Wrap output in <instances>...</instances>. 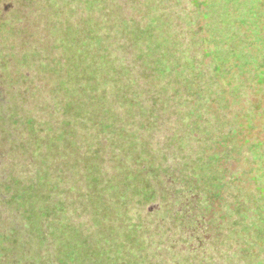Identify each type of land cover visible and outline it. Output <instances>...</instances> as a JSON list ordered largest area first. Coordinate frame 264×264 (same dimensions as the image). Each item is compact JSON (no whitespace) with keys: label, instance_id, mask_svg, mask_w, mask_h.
<instances>
[{"label":"rangeland","instance_id":"obj_1","mask_svg":"<svg viewBox=\"0 0 264 264\" xmlns=\"http://www.w3.org/2000/svg\"><path fill=\"white\" fill-rule=\"evenodd\" d=\"M57 2L0 0V264H169L179 182L215 205L218 260L264 264V0H215L197 66L152 38L185 0Z\"/></svg>","mask_w":264,"mask_h":264},{"label":"trees","instance_id":"obj_2","mask_svg":"<svg viewBox=\"0 0 264 264\" xmlns=\"http://www.w3.org/2000/svg\"><path fill=\"white\" fill-rule=\"evenodd\" d=\"M22 1V0H21ZM187 2V6H185L181 11L174 15L169 16H161L159 14H154V20H155V26L158 29H155V33L152 36L154 40L162 41L164 39L170 40L172 42H181L183 44H186L184 46L185 55L187 58H190L192 60L191 63H193L195 66L198 65L197 62H195L194 57H196L198 54L195 53V51L199 48L197 41L199 42V36L196 34V30L200 27L199 25L203 22V16L208 17V27L211 29L213 26V20H214V14L216 12L215 8V0H208L209 6L206 7L204 10V13L201 14L195 6L190 2L191 0H185ZM57 0H50V4L53 6L57 5ZM128 17V16H125ZM7 18V17H5ZM5 18H2L1 20H6ZM127 19V18H126ZM175 19V22H177L179 29L181 30L180 35H174V32L170 29L168 32L163 31L164 23H172ZM128 20V19H127ZM138 37L141 38L140 33H138ZM106 40V39H105ZM111 39L108 38V42ZM103 44V48H107V41H100ZM89 43H93L91 41V38L89 39ZM111 45V44H110ZM2 49V48H1ZM0 49V51H1ZM40 52V49H37ZM117 49H112V51H116ZM3 52V50H2ZM2 52H0V55H2ZM122 56V55H121ZM122 66H129L128 62L121 57L118 60ZM117 61V63H119ZM195 62V63H194ZM117 65V64H116ZM118 66V65H117ZM35 72H38V67L36 65ZM31 72L25 71V77L26 78H32V74L26 76V74H30ZM42 75L51 76L52 73L50 72H42ZM37 76V75H36ZM41 78V77H38ZM32 79L31 81H33ZM17 88H20L17 85ZM245 94L247 97V92L242 93L241 95ZM239 95V96H241ZM174 106V105H171ZM114 132V131H113ZM252 158V157H250ZM237 161V155L235 152H231V164L233 165ZM238 168L242 167L237 165ZM237 168V169H238ZM242 169V168H240ZM194 171L192 170V173ZM3 175V174H2ZM182 175L177 174V179L180 181ZM59 183L56 181V184ZM167 202L169 209V214L171 217H176L178 215L182 214L184 215V226H182L179 230L181 232L180 236L175 237L172 242L169 249V253L172 256V262L171 264H174V261L176 260V264L183 263V258L185 257L188 261V264L191 262L199 263L201 261V247L203 248V256L207 257L209 255L214 256L217 261L220 264H232L231 256H226L218 260V253L216 254V242L218 241V238H223L226 242H229L227 240V233L222 232V222H218V215L217 211L215 212V205L212 204L208 199H205L202 194L205 193L204 190H197L193 189L190 190L188 186H186L184 183L179 182L178 185H175L174 189L170 191ZM226 200H232L234 197H230V195H226ZM218 210V209H217ZM225 207L221 209L220 213L222 216H225ZM155 211V209H147V213L151 214ZM166 214L164 217H167ZM57 229V224L54 225L53 230ZM62 229L59 227L58 231H61ZM219 235V236H217ZM206 246V247H205ZM169 247L168 245H165V248ZM205 247V248H204ZM182 255H185L184 257ZM229 257V260L227 261L226 258ZM206 259V258H205ZM169 263V264H170ZM235 264H237L235 260Z\"/></svg>","mask_w":264,"mask_h":264}]
</instances>
